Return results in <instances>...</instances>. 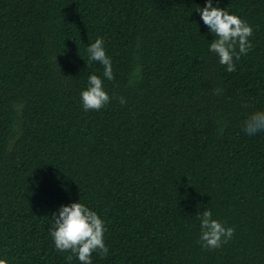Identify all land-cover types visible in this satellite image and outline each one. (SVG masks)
<instances>
[{"label": "trees", "instance_id": "obj_1", "mask_svg": "<svg viewBox=\"0 0 264 264\" xmlns=\"http://www.w3.org/2000/svg\"><path fill=\"white\" fill-rule=\"evenodd\" d=\"M204 5L0 0V259L80 264L50 236L80 202L105 222L92 264H264V131L243 130L264 111V0H212L253 29L232 73ZM97 38L111 81L88 60ZM92 74L110 101L85 111ZM204 210L235 228L214 250L198 242Z\"/></svg>", "mask_w": 264, "mask_h": 264}, {"label": "clouds", "instance_id": "obj_2", "mask_svg": "<svg viewBox=\"0 0 264 264\" xmlns=\"http://www.w3.org/2000/svg\"><path fill=\"white\" fill-rule=\"evenodd\" d=\"M203 24L213 34L214 39L209 43V51L219 58V63L226 67L229 73L236 71L234 61L240 60L252 48L249 37L253 34L252 27L239 16L229 14L224 9L213 7L212 0H205L204 7L196 10ZM89 63L98 62L103 66V77L113 80L112 61L107 56L102 38L87 46ZM82 108L100 110L110 97L104 90L103 80L92 74L88 77V87L80 93ZM123 97L120 103H125ZM244 132L255 135L264 131V111H255L245 121ZM200 221L199 243L203 248L214 250L230 241L235 233L234 227H225L222 222L213 218L211 210H204L198 217ZM53 224L50 236L55 249L59 252H70L80 264H92L93 252H98L101 258L108 256V247L104 242L106 231L105 222L95 211L90 210L80 202L61 205L58 215L53 213ZM72 255L67 259L71 261ZM0 264H7L0 259Z\"/></svg>", "mask_w": 264, "mask_h": 264}]
</instances>
